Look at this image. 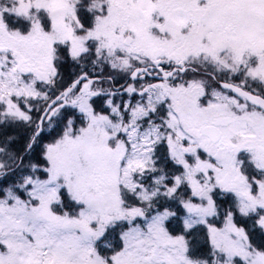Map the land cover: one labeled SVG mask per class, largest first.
<instances>
[{
    "label": "snow or ice",
    "instance_id": "snow-or-ice-1",
    "mask_svg": "<svg viewBox=\"0 0 264 264\" xmlns=\"http://www.w3.org/2000/svg\"><path fill=\"white\" fill-rule=\"evenodd\" d=\"M0 264H264V0H0Z\"/></svg>",
    "mask_w": 264,
    "mask_h": 264
}]
</instances>
